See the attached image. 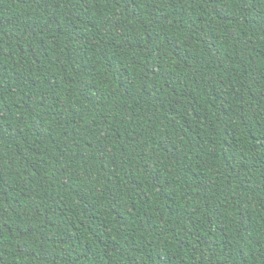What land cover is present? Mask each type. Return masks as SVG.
I'll list each match as a JSON object with an SVG mask.
<instances>
[{"label": "trees", "instance_id": "1", "mask_svg": "<svg viewBox=\"0 0 264 264\" xmlns=\"http://www.w3.org/2000/svg\"><path fill=\"white\" fill-rule=\"evenodd\" d=\"M0 264H264V0H0Z\"/></svg>", "mask_w": 264, "mask_h": 264}]
</instances>
